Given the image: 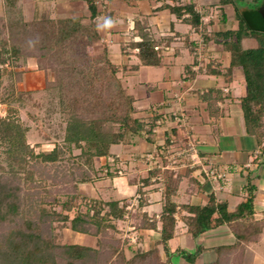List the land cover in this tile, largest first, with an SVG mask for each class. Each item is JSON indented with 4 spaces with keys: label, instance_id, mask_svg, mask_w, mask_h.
Instances as JSON below:
<instances>
[{
    "label": "trees",
    "instance_id": "obj_1",
    "mask_svg": "<svg viewBox=\"0 0 264 264\" xmlns=\"http://www.w3.org/2000/svg\"><path fill=\"white\" fill-rule=\"evenodd\" d=\"M220 2L234 5L238 26L227 27L214 37L230 52L228 71L239 67L244 72L247 93L241 102L247 131L256 135L264 148V16L261 10L264 0ZM6 3L12 8L16 0H6ZM91 8L93 15L96 14L93 3ZM187 8L191 13L187 20L194 28H206L200 13L193 6ZM141 29L142 40L136 45L142 62L160 65L162 57L151 32L144 25ZM99 39L96 23H84L77 16L53 18L38 14L30 21L0 16V85L6 76L11 88L6 94L8 99L5 97L3 101L30 95L32 91L18 88L22 71L15 68L21 60L34 57L39 68L52 73L45 89L53 92L51 110L59 111L65 122L62 142L55 143L49 152H37L28 142L29 127L22 123L16 107H8L7 115L0 116V146L4 147L10 166L9 172H0V264H174L175 256L194 264L202 252L201 246L194 250L170 249L169 241L178 220L176 213L195 238L222 224L252 220L248 230L238 233L236 245L219 247L222 253L218 260L208 263L237 264L235 258L239 251L243 254L245 243L256 241L264 230V219L255 217L256 187L251 183L234 211H229L227 204L214 194L205 204H184L176 200L182 176L173 169L150 167L146 184L151 183L153 176H161L164 183V206L159 219L146 213H132L127 201L90 198L80 191V185L102 176L95 166V157L109 155L114 144H137L144 133L152 132L156 120L147 123L136 116L134 96L119 77L120 69L111 61L109 50L105 47L96 53L91 48ZM166 143L170 144V140ZM74 148L81 151L71 154L74 159L67 162L66 153ZM22 172H25L23 182L29 181L30 187L23 186L19 177ZM47 180L57 195H53L52 187H47ZM62 196L67 197L63 200ZM80 201L87 202L85 211L79 208ZM42 202L62 204L67 212L76 207L78 210L72 218L69 213L57 211H45L40 219L25 214L27 208ZM184 211L189 214L183 215ZM56 217L70 220L76 232L97 236L100 248L57 243L52 231L43 229L44 222L52 224ZM129 219H133L130 222L136 228H157L160 220L162 236L149 250L130 245L132 256L127 258L125 244L129 239L116 234L120 230L117 222ZM241 240L244 243L237 248ZM159 245L166 256L162 255Z\"/></svg>",
    "mask_w": 264,
    "mask_h": 264
},
{
    "label": "crops",
    "instance_id": "obj_2",
    "mask_svg": "<svg viewBox=\"0 0 264 264\" xmlns=\"http://www.w3.org/2000/svg\"><path fill=\"white\" fill-rule=\"evenodd\" d=\"M92 3L96 8L94 15ZM188 6L200 13L206 28L196 30L187 20L191 14ZM38 14L53 18L77 16L87 24L94 21L100 39L91 46L93 52L105 47L109 50L111 61L120 69L119 77L134 96L136 116L147 123L156 119L152 132L144 133L137 144H114L109 155L95 157V166L102 176L89 184L102 183L104 200L127 201L132 213H146L159 219L164 206V183L161 176H153L151 183L146 184L151 170L145 158L148 153H159L164 144L169 145L166 142L176 138V144L180 145L194 141L203 164L212 160L225 172L223 178L215 180L202 165L181 167L177 165L181 159L177 160L178 167L173 170L182 176L176 198L179 203L202 205L214 194L227 204L229 211H234L251 183L256 187L255 217L264 219V148L258 137L247 131L241 102L247 93L244 72L239 67L228 71L230 52L214 37L227 27L238 26L232 3L224 4L220 0H16V5L9 8L6 0H0V16L30 21ZM142 25L156 42V50L162 57L160 65L144 64L139 56L136 43L142 40ZM15 69L22 71L18 82L22 90L43 89L52 79V74L39 68L34 57L21 60ZM28 80H37L40 85L31 87ZM175 113L183 118L180 122L175 120ZM164 159L167 163L166 155ZM188 214V211L183 213ZM175 216L178 220L169 241L170 249L194 250L201 246L202 252L194 264L217 261L222 253L219 247L236 245L238 233L252 226V220L240 219L195 238L179 214ZM130 221L133 219L125 222L141 234L142 249H152L161 239L160 220L157 228H136ZM263 233L264 230L256 241L245 243L242 256L251 253L250 261L264 260L263 254L253 249V245L262 242ZM242 243L243 240L236 247L241 248ZM159 247L164 256L162 245ZM178 262L189 264L182 257Z\"/></svg>",
    "mask_w": 264,
    "mask_h": 264
},
{
    "label": "rangeland",
    "instance_id": "obj_3",
    "mask_svg": "<svg viewBox=\"0 0 264 264\" xmlns=\"http://www.w3.org/2000/svg\"><path fill=\"white\" fill-rule=\"evenodd\" d=\"M52 74L51 72H49ZM5 80L0 85V116L5 117L7 115L8 107H16L18 110L17 115L20 116V119L22 123L29 127V131L27 133V139L28 142L31 144V146L34 147V149L37 152H49L51 151L55 143L62 142V135H63V127L65 125V122L63 121V117L61 116V113L59 111H52L51 110V102H52V93L48 91V89H37L36 87L40 85V83L36 80L33 82L32 80H28L31 87H34L36 89L30 90L32 91L30 95H24L23 97H14L13 99H9V102H4L3 99H5L6 94L11 91V88L9 86V82L7 81V77L5 76ZM22 87V86H21ZM20 89V86H18ZM27 91V90H26ZM7 98V97H6ZM8 99V98H7ZM55 103V102H53ZM80 149L74 148L73 151L70 153H66V160L67 162H72L74 157L71 156L77 155L80 153ZM9 161L5 157L4 154V147L0 146V172H9L10 170ZM53 170V169H52ZM22 178L25 177V172L20 173V176ZM38 178V177H36ZM98 180V179H97ZM24 187L31 186V183L28 181L26 182L24 179ZM48 188L52 187L53 189V195H57V191H55L54 186L50 185V181H45ZM89 184V183H88ZM80 191L83 193V195H86L90 198H96V199H104L102 195L103 186L101 182L89 184V185H80ZM67 196H62V199H66ZM79 208L83 211L87 209V202L86 201H80ZM78 210V207L74 208L72 211L67 212L63 209L62 204L58 205H52L50 203H38L35 204V206L27 208L25 210V214L29 215L31 218L34 219H40L39 216L43 212H62L64 214L69 213V216L72 218L76 211ZM118 226L120 228L119 232L116 234V236L123 238H128L129 242L125 244V253L126 257L130 258L132 256L131 249L129 248L130 242L135 245V249L141 248L140 246V237L141 234L138 233L135 229L129 228L127 222L125 221H118ZM43 229L44 230H50L53 233L54 239L59 244H66V243H78V244H84L91 247L100 248L99 239L97 236H94L92 234H84L80 232H76L71 228V221H63L56 217L52 224H48L47 222L43 223ZM144 245V244H143ZM142 249V248H141ZM253 249H255L256 253L263 254L264 257V233L262 235V242L259 243V245H253ZM163 254V253H162ZM237 254V253H236ZM249 254H246V256H242L241 251H239V255L237 256L236 262L237 264H264V260H261L258 262H254L251 260L253 257ZM223 255L226 256L225 252H223ZM256 255V254H255ZM225 259H229L228 257ZM224 260V259H223ZM179 257L175 256L173 263L179 264ZM234 263V262H233ZM235 264V263H234Z\"/></svg>",
    "mask_w": 264,
    "mask_h": 264
},
{
    "label": "built area",
    "instance_id": "obj_4",
    "mask_svg": "<svg viewBox=\"0 0 264 264\" xmlns=\"http://www.w3.org/2000/svg\"><path fill=\"white\" fill-rule=\"evenodd\" d=\"M199 53V48L196 49ZM175 120L180 122L183 118L175 113ZM175 138V137H174ZM164 155L167 157V163L164 159ZM181 159V162L177 164L181 167H195L202 165L204 171L211 176L213 179L218 180L225 176L223 169L214 164L212 160H209L205 165L203 164L202 157L200 155L199 147L194 141H189L187 145L176 144V138L170 140V144L163 145L159 153H148L146 154V162L150 167L158 168H169L175 169L177 160Z\"/></svg>",
    "mask_w": 264,
    "mask_h": 264
},
{
    "label": "water",
    "instance_id": "obj_5",
    "mask_svg": "<svg viewBox=\"0 0 264 264\" xmlns=\"http://www.w3.org/2000/svg\"><path fill=\"white\" fill-rule=\"evenodd\" d=\"M261 10H262V14H263V16H264V4H263Z\"/></svg>",
    "mask_w": 264,
    "mask_h": 264
}]
</instances>
